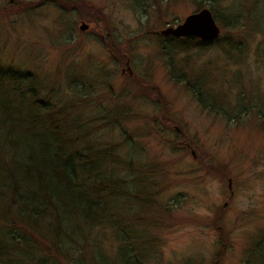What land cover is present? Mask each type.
<instances>
[{
	"label": "rangeland",
	"instance_id": "obj_1",
	"mask_svg": "<svg viewBox=\"0 0 264 264\" xmlns=\"http://www.w3.org/2000/svg\"><path fill=\"white\" fill-rule=\"evenodd\" d=\"M62 1L0 0V264H264V0Z\"/></svg>",
	"mask_w": 264,
	"mask_h": 264
},
{
	"label": "trees",
	"instance_id": "obj_2",
	"mask_svg": "<svg viewBox=\"0 0 264 264\" xmlns=\"http://www.w3.org/2000/svg\"><path fill=\"white\" fill-rule=\"evenodd\" d=\"M59 1V3H61V4H70V3H66V2H63L62 0H58ZM225 18H226V16H225ZM167 39L169 40V41H172V42H185V43H187V42H193L194 40H196L199 44H202V43H204V42H202L201 40H199V39H197V38H194V37H184V38H178V37H175V36H167ZM166 46L164 47V51H166ZM23 75H25V74H23ZM30 74H27V76H29ZM33 89L31 90V94H33L32 95V97L34 96V94H36V90H34L33 92ZM197 98H198V100H199V102H200V104H202L203 106L204 105H206V103L204 102V100L202 101L201 99H202V97L201 96H197ZM35 103V102H34ZM44 101L43 100H41V99H37L36 100V103H35V105H38L39 107H42V106H44ZM205 107V106H204ZM46 115H49L50 116V118L51 119H53L52 121H54L55 119H57V117H55L54 116V113L53 114H51V113H47ZM36 118H38V115H36ZM66 125L67 124H65L63 127H62V125L60 126V125H58V124H56L54 127H50V128H52V130L55 132V134H56V137H55V139H56V141L58 142V144L60 145V146H62L63 147V145H67V143H66V141L64 140V138H63V136H62V134H61V130L64 128V129H66ZM60 150V155H62V158H63V160H67V162H65V164H69L70 165V168L69 169H67V168H65V167H63L61 170H63V171H61V173H63L62 174V176H64L65 178H66V180L65 181H67V183H70L71 185H74V186H81V187H84L85 188V186H84V184H83V182H81V183H75V181H74V179L75 178H77L78 176H80V174H82V173H85L86 175H87V177L86 178H89V179H92V181H91V187H90V192L91 193H93V194H95V195H97V194H99V193H101V192H99L98 190H100V189H102V188H112V185L110 184H107L106 182V184L104 183V182H101V180H99V179H95L94 177V175H90L91 174V172H92V170L93 169H95L96 167L98 168V166L96 165V164H93V162H94V160L96 161V160H98L99 158H98V154H96V156H95V158L93 159V162L92 163H90V164H86V162H85V160H83L82 158H84V159H89L90 157H89V155H85V154H76L75 152H72L73 154H71V153H67L68 154V156H66L65 155V152H67L66 151V149H64V148H60L59 149ZM102 152V151H101ZM64 156H66V157H64ZM60 157V156H59ZM61 158V157H60ZM76 159H81V160H83L82 162H80L81 163V167H79V169L81 170V172L78 174V172H77V169H76V167L74 166V164H73V161H75ZM15 183V188L16 187H18V191H19V186H18V184H17V182H14ZM98 186V190H97V187H95V190H93V187L92 186ZM40 189H42L41 187H40ZM109 194L111 195V194H116L115 193V191H114V187L110 190L109 189ZM49 200V199H48ZM96 202H98V200H95ZM50 204V202H47V204ZM51 206H53V208H55L54 210H53V213L55 214V216H57V224H55L56 226H58V228H59V226L61 225V218H60V215H59V211H60V209H58L57 208V205H56V203L55 202H53V203H51ZM97 206V205H96ZM95 206V208H97V210H98V207H96ZM70 208H72V207H70ZM95 208H93L92 210H90V209H88L87 208V213L88 212H90L87 216L85 215V217H86V219L87 218H89V219H92L93 217H94V214H95V211H93ZM33 209L35 210V208L33 207ZM45 210H46V208H45ZM36 211V210H35ZM66 211V209H61V212H65Z\"/></svg>",
	"mask_w": 264,
	"mask_h": 264
},
{
	"label": "water",
	"instance_id": "obj_3",
	"mask_svg": "<svg viewBox=\"0 0 264 264\" xmlns=\"http://www.w3.org/2000/svg\"><path fill=\"white\" fill-rule=\"evenodd\" d=\"M162 35L176 37H196L204 42L215 40L219 34V27L208 8H202L185 16L176 25H168L160 30Z\"/></svg>",
	"mask_w": 264,
	"mask_h": 264
}]
</instances>
